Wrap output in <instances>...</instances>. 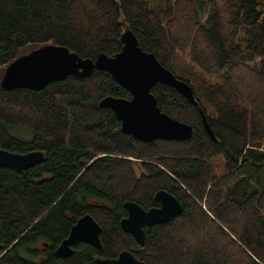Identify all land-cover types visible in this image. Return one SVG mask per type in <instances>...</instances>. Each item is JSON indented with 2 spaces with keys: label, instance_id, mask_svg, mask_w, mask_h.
Listing matches in <instances>:
<instances>
[{
  "label": "trees",
  "instance_id": "obj_1",
  "mask_svg": "<svg viewBox=\"0 0 264 264\" xmlns=\"http://www.w3.org/2000/svg\"><path fill=\"white\" fill-rule=\"evenodd\" d=\"M126 31L191 86L195 105L166 85L151 93L192 137L124 135L99 107L108 96L130 99L107 73L37 92L0 88V149L44 155L23 172L0 167V264H99L123 251L145 264H264V0H0V73L44 45L113 57ZM161 190L183 211L145 228L140 247L120 228L124 204L158 207ZM86 214L101 228L102 251L79 243L56 257Z\"/></svg>",
  "mask_w": 264,
  "mask_h": 264
},
{
  "label": "water",
  "instance_id": "obj_2",
  "mask_svg": "<svg viewBox=\"0 0 264 264\" xmlns=\"http://www.w3.org/2000/svg\"><path fill=\"white\" fill-rule=\"evenodd\" d=\"M121 43L122 49L115 56L109 57L102 53L95 60L83 59L63 46H41L19 56L0 73V88L37 92L67 77L84 79L92 76L94 71L107 73L129 94L130 99L108 96L100 101L99 107L114 113L124 135L142 143L190 139L193 128L161 112L151 90L157 84L169 86L195 105L191 86L165 69L153 54L143 51L131 31L122 34ZM202 123L205 131L213 138L204 115ZM43 159L44 155L37 151L19 154L0 149V167H10L20 172L40 164ZM153 200L158 207L149 210L131 201L124 204L127 216L121 220L120 228L131 235L140 247L144 246L145 228L167 224L183 211L179 201L166 191H158ZM100 232V226L91 215L80 217L55 250V256L70 257L73 248L79 243H86L102 251ZM99 264L145 263L138 261L131 252L123 251L117 258L99 260Z\"/></svg>",
  "mask_w": 264,
  "mask_h": 264
},
{
  "label": "rangeland",
  "instance_id": "obj_3",
  "mask_svg": "<svg viewBox=\"0 0 264 264\" xmlns=\"http://www.w3.org/2000/svg\"><path fill=\"white\" fill-rule=\"evenodd\" d=\"M182 57L183 58L179 62L181 64H183V65H187L189 63L188 60H187V57L184 56V55H182ZM206 79L209 80V81H215L216 80L215 77H213V76L206 77ZM214 165H215L216 173L218 175L221 174L222 171H223V167H224V162H223L222 158L221 157L216 158L214 160ZM34 260H36V259H34Z\"/></svg>",
  "mask_w": 264,
  "mask_h": 264
}]
</instances>
